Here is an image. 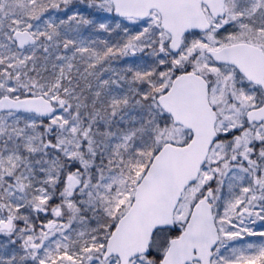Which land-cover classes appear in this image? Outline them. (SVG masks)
Wrapping results in <instances>:
<instances>
[{"label":"snow or ice","instance_id":"6c2138e0","mask_svg":"<svg viewBox=\"0 0 264 264\" xmlns=\"http://www.w3.org/2000/svg\"><path fill=\"white\" fill-rule=\"evenodd\" d=\"M0 264H264V0H0Z\"/></svg>","mask_w":264,"mask_h":264}]
</instances>
